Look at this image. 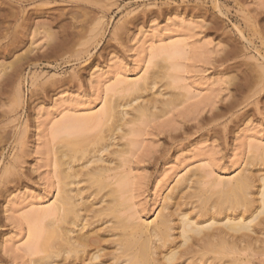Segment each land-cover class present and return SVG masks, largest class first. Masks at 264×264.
Instances as JSON below:
<instances>
[{
  "label": "rangeland",
  "instance_id": "374dc122",
  "mask_svg": "<svg viewBox=\"0 0 264 264\" xmlns=\"http://www.w3.org/2000/svg\"><path fill=\"white\" fill-rule=\"evenodd\" d=\"M108 104L131 121L112 143L136 149L128 203L145 222L189 172L202 186L184 193L210 192L264 162V0H0V264H33L28 230L49 219L27 216L55 200L64 139L98 134L81 121ZM256 250L238 264H264Z\"/></svg>",
  "mask_w": 264,
  "mask_h": 264
},
{
  "label": "bare ground",
  "instance_id": "6f19581e",
  "mask_svg": "<svg viewBox=\"0 0 264 264\" xmlns=\"http://www.w3.org/2000/svg\"><path fill=\"white\" fill-rule=\"evenodd\" d=\"M239 35L246 41L243 32L239 31ZM176 47L162 48L153 54L177 53ZM146 80L131 82L130 88L145 91L149 86H143ZM124 107L125 104H108L102 112L81 118L84 127L95 125L100 132L85 140L67 137L64 139L67 146L56 151L54 166L59 169L55 200L49 208L32 211L27 216L34 219L39 215L40 221L41 217L49 219L43 227L28 230L26 251L37 257L31 262L238 264L243 260L242 252L254 254L255 249L261 252L264 248H260L264 246V174L258 175L253 169L258 162L264 166L261 160L248 163L233 179L220 180V189L207 191L208 194L201 191L202 187L184 193L194 184L202 186L201 179L196 183L192 180L197 173L189 172L177 180L178 187L171 189L156 218L150 222L130 211L128 194L139 182L137 177L133 178L136 182L129 177L132 167L127 157L135 155L136 149H131L129 142L118 149L114 148L118 144L112 143L130 134L129 130H123L131 122L125 119L128 113L120 110ZM101 128L107 130L102 132ZM259 150L256 148V152ZM263 152L264 147L260 155ZM154 155L146 150L142 163L137 165L142 168V164L150 165Z\"/></svg>",
  "mask_w": 264,
  "mask_h": 264
}]
</instances>
